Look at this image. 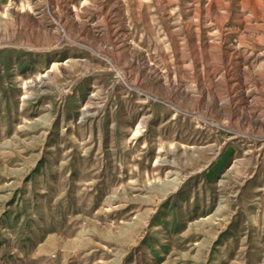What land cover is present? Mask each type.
Segmentation results:
<instances>
[{
    "label": "rangeland",
    "instance_id": "obj_1",
    "mask_svg": "<svg viewBox=\"0 0 264 264\" xmlns=\"http://www.w3.org/2000/svg\"><path fill=\"white\" fill-rule=\"evenodd\" d=\"M263 194L264 0H0V264H264Z\"/></svg>",
    "mask_w": 264,
    "mask_h": 264
},
{
    "label": "crops",
    "instance_id": "obj_2",
    "mask_svg": "<svg viewBox=\"0 0 264 264\" xmlns=\"http://www.w3.org/2000/svg\"><path fill=\"white\" fill-rule=\"evenodd\" d=\"M261 189H263L262 187H261ZM262 198V200L264 201V194H263V196H261L260 197V199ZM264 204V202H260V205H263Z\"/></svg>",
    "mask_w": 264,
    "mask_h": 264
}]
</instances>
